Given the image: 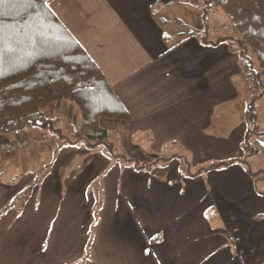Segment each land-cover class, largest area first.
Listing matches in <instances>:
<instances>
[{"label": "crops", "instance_id": "obj_1", "mask_svg": "<svg viewBox=\"0 0 264 264\" xmlns=\"http://www.w3.org/2000/svg\"><path fill=\"white\" fill-rule=\"evenodd\" d=\"M192 1L50 0L131 114L101 124L128 156L158 161L137 169L84 141L54 153L61 141L40 129L0 135L50 138L0 153V210L39 180L22 208L0 217V264H264V194L245 167L191 176L181 158L158 154L189 153L193 169L243 155L249 82L236 44H205L177 23L202 26L203 0ZM37 156L46 166L12 169ZM229 214L243 216L247 231L232 235Z\"/></svg>", "mask_w": 264, "mask_h": 264}, {"label": "trees", "instance_id": "obj_2", "mask_svg": "<svg viewBox=\"0 0 264 264\" xmlns=\"http://www.w3.org/2000/svg\"><path fill=\"white\" fill-rule=\"evenodd\" d=\"M199 9L203 30L197 34L208 45L234 42L250 84L241 142L243 155L215 160L196 169L186 153H174L166 159L181 158L191 176L240 164L255 178L258 192L264 194L258 186L260 173L250 164L252 157L264 153V143L257 137L264 136L258 113V101L264 96V0H203ZM219 11L228 16L238 34L209 38L211 16ZM64 100L77 105L74 140L64 134L59 116L45 114L49 104L60 105ZM105 118L129 120L131 114L100 67L52 11L50 0H0V135L40 129L61 141L54 153L66 143L84 141L91 149L106 145L115 159H124L137 169H150L157 163L158 160L145 162L115 153L111 132L101 124ZM38 181L5 204L0 217L14 207L22 208ZM91 243L89 236L83 262L90 255Z\"/></svg>", "mask_w": 264, "mask_h": 264}, {"label": "rangeland", "instance_id": "obj_3", "mask_svg": "<svg viewBox=\"0 0 264 264\" xmlns=\"http://www.w3.org/2000/svg\"><path fill=\"white\" fill-rule=\"evenodd\" d=\"M189 2L193 3L192 0H189ZM191 5H193V4H191ZM200 17H201V15H200ZM189 19L191 20L190 23H188L183 18L175 19V20H177V23L179 25H185L187 27V29L190 31V34L202 33V30H203L202 17H201L202 26H200V24L197 25L194 23V20L196 18L189 17ZM223 21L226 22L225 25H223V23H222ZM187 23H188V25H187ZM208 34H209V38L216 39L220 36L236 35V34H238V31L233 27L228 16L224 12H222L220 15H216V16L212 15L211 16L210 30H209ZM197 35L200 36L199 34H197ZM232 44H235V43L232 42ZM249 86H250V84H249ZM76 111H77V105L75 102H73L71 100H64V101H62V103L60 105H56L55 103H51L45 108V114L47 116H49V117L59 116L62 119L60 126L65 129V133L70 138H73L75 135L74 113ZM258 113H259V125H260L261 129H264V96L261 99H259V101H258ZM257 137H258V139H260V141L262 143H264V136H257ZM110 139L116 145V149L114 151L115 153H118V154L126 153L125 148L121 145V143L119 141H117L114 138L113 135H111ZM32 149H34V148L28 147L27 151L30 152V150H32ZM96 151L102 152V153H109V152L111 153V151L108 149V147L104 144L98 146ZM179 151L180 150L174 149L173 147H167V148L163 149L161 152H159L158 154L161 156H170L171 154H174L176 152L179 153ZM19 156H21V154L16 155L13 158H16V157L19 158ZM29 159H30V161H28V163L25 165L23 163H21L19 161V159H16V162L14 164H12V169L14 170V172L18 173L20 171H29V170L33 169V167H34V169H36V168L41 167V166H46V163H47L45 161V159H42L39 156H37V158L35 160L34 159L32 160V158H30V157H29ZM215 160L202 161V162H200V164H198V166L203 165V164L205 165V164L210 163V162L215 161ZM180 164H181L180 166L183 170L186 169L182 159H180ZM250 164H251V167L255 171H259V173H260L259 176L262 179L258 182V185H259V187H261L264 190V153H260L259 155L252 157L250 159ZM164 165H166V164L162 163V166H164ZM167 166H170L169 167L170 170H173V169L175 170V168H177V165H175L174 161H171L170 163H168L166 165V167ZM235 215L233 216V218L231 217L230 214L227 215V217H225V219H226L225 224L227 226L231 227L232 235L236 233L238 236V235H242L245 231H247L250 223L245 221V218L243 216H241L239 214H237L236 216ZM236 217H237V220H235Z\"/></svg>", "mask_w": 264, "mask_h": 264}, {"label": "built area", "instance_id": "obj_4", "mask_svg": "<svg viewBox=\"0 0 264 264\" xmlns=\"http://www.w3.org/2000/svg\"><path fill=\"white\" fill-rule=\"evenodd\" d=\"M45 140H48L45 138ZM44 138H25V137H20V138H4L0 140V153H5V154H13L16 153L28 146H32L35 144L42 143L45 141Z\"/></svg>", "mask_w": 264, "mask_h": 264}]
</instances>
